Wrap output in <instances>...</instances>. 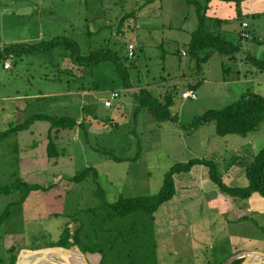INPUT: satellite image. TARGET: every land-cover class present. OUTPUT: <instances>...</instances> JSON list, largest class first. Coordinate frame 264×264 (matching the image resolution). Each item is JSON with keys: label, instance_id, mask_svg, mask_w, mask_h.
Masks as SVG:
<instances>
[{"label": "rangeland", "instance_id": "rangeland-1", "mask_svg": "<svg viewBox=\"0 0 264 264\" xmlns=\"http://www.w3.org/2000/svg\"><path fill=\"white\" fill-rule=\"evenodd\" d=\"M215 3L226 9L208 10L212 18L227 19L224 17L233 10L237 13V8L238 16L243 17L240 21L232 17L222 25L230 33L228 38L241 45L237 62L215 53L198 65L188 55L187 39L190 42L198 20L194 7L184 0L174 6L167 0L150 4L144 0H0L1 46L38 44L60 37L76 42L82 53H114L128 67L135 90L150 86L147 89L159 100L173 93L170 109L178 117V122H158L146 108L140 109L137 94L122 84L110 61L82 72L86 82L74 81L92 85L96 76L101 94L94 106L82 104V98L73 95H40L28 97L38 103L23 111L25 105L15 98L17 94L49 91L58 84L49 78L61 76L60 71L70 76L80 73L67 59L71 49L65 45L38 54L21 53L13 57L8 70L1 63L0 79L6 81L0 84V133L37 114L74 117L81 124L73 131L61 132L55 140L59 156L50 160L46 155L48 120H37L0 142V189L18 185V180L41 188L26 197L19 189L0 192V217L6 212L0 219V264L24 250L59 246L65 227L75 232L80 225L81 251L90 264H224L226 251L222 247L227 237L238 241L242 249L261 244L258 251L264 252V229L246 225L245 233L255 235L253 240L234 234L229 222L238 215L224 207L220 189H210L213 181L209 176L194 168L173 175L176 194L153 218L139 213L105 221L103 212L93 210L101 205L95 194L97 182L107 201L150 196L161 189L175 164L214 159L222 171L240 152L264 143L253 139L257 133L219 136L213 122L194 131L188 129L196 116L223 109L243 95L264 97V81L258 78L264 77V72L244 61L249 52L264 58V44L258 42L264 41V0ZM130 45L134 47L132 57ZM190 89L195 98L183 96ZM113 93L118 96L111 100ZM106 100L111 101L109 107L104 105ZM90 167L97 170L96 179L94 172L77 179ZM249 219L253 222L254 216ZM73 256V261L81 264L80 256L75 252ZM51 261L62 264L55 255L36 256L31 264Z\"/></svg>", "mask_w": 264, "mask_h": 264}, {"label": "trees", "instance_id": "trees-1", "mask_svg": "<svg viewBox=\"0 0 264 264\" xmlns=\"http://www.w3.org/2000/svg\"><path fill=\"white\" fill-rule=\"evenodd\" d=\"M154 1L156 0H144V3L150 4ZM184 1L188 5L194 7L198 20V27L192 33L190 42L187 45L188 55L195 59L198 65L207 62L215 53H218L222 57H227V59L231 62H237V57L241 54V45L228 38V36H230L228 31L222 30L223 23H228L231 20L220 19L217 17L212 18L208 15V10L213 8L217 0H206L204 3L199 0ZM232 1H236L237 3L240 2V0ZM238 14L239 10L237 8L235 19L240 21L243 17H239ZM239 37L240 39L243 38L240 34ZM258 42L264 44V41ZM65 45H67V47ZM59 47H66L67 50L71 49V53L69 55L70 57H68V59H70L75 66L83 68L84 71H91V69L95 68L102 62H113L122 84L126 88H132L133 85L129 80L128 67L119 59V56L114 53L110 54L106 50L82 53L76 42L72 40H65V38L60 37L31 45L30 43L20 45L14 44L9 46L0 45V64L4 63L10 56L13 58L15 55L31 52L38 54L40 51L45 49L53 50L54 48L57 49ZM244 61L253 65L258 71L264 72V58L260 59L249 52L245 54ZM68 70L72 72V70ZM191 87L194 88L195 85ZM135 94H137V97L140 100L139 108H146L156 121L178 122L177 115L172 113L170 109L173 105L175 97L173 93H166L161 100L154 97L151 92L146 89L138 90ZM37 120H48L50 123V127L47 132L49 142L47 143L46 155L49 160L57 158L59 156V150L55 140L61 136L62 131H73V129L77 126V120L74 117L56 118L43 114H37L28 118L21 124L12 126L1 132L0 142L13 134L20 132L21 130L23 131L27 129L30 124ZM212 122L215 124L216 134L219 136H247L248 134L255 132V130H257L264 122V97L258 94L243 95L239 100L223 107V109H212L196 116L193 122L188 125V129L194 131L200 126L210 124ZM110 155L114 160H121L120 157L113 154ZM197 165L207 168L208 176L211 181H213L214 186L220 189L221 192L225 193L228 197L247 199L255 192L264 197V147H262L253 156L251 162L246 167V178L248 180V184H246L245 187L227 186L222 179L219 163L216 160L197 158L189 160L188 163L175 164L166 175L161 189L156 194L150 196L145 195L128 198L120 196L116 201H107L104 197V191L101 189L102 187L98 185L97 182L95 194L100 198L101 205L97 206V208L93 210L95 211L97 209L103 212L105 221H113L118 218H125L126 216L139 213L150 215L151 218H153V214L159 209V207L171 200L176 194L173 175L182 172L188 173ZM92 172H94V178L96 179L98 176L97 170L91 167L85 169L81 172V174L77 175V179L83 180ZM18 189L23 192L24 197H26L32 190L34 191L41 188H39L38 185L26 184L18 180V185L6 186L3 189H0V192L9 193L10 191H17ZM4 215L1 216L0 219L4 218ZM81 228L82 226L80 225L75 229V232H72L68 229V227H65L62 232L63 240L57 245L66 248H70L75 245L80 247L82 242L79 238ZM12 250L14 251V249ZM16 259L17 257L14 255L6 264H14ZM242 261L243 259H237L231 264H239ZM100 264H103V262Z\"/></svg>", "mask_w": 264, "mask_h": 264}, {"label": "crops", "instance_id": "crops-1", "mask_svg": "<svg viewBox=\"0 0 264 264\" xmlns=\"http://www.w3.org/2000/svg\"><path fill=\"white\" fill-rule=\"evenodd\" d=\"M176 1H181V0H167V3L171 2V4H169V5L174 6L176 4ZM213 8L225 10L226 6H224V4H216L215 3ZM241 11H242V9H241ZM218 12H220V11H218ZM247 14H249V13H247ZM217 15H219V14H217ZM232 17H236L235 10H233L229 14V16L224 17V18H227L228 20H232ZM233 19H235V18H233ZM243 24L246 25V22L243 21ZM222 30H225V29H222ZM225 31H227V30H225ZM188 40L189 39H187L186 45L189 43ZM64 64L66 65V63H64ZM10 69H11V67H10ZM67 69H69V68L67 67ZM79 69H80V73L77 72L75 74V76H70L67 73H65L63 70V71H60V72H62L61 76H55V78H49L53 82H58V84H53V86H51L48 89L49 91H42L40 89H36L35 92L23 91L22 94L19 93L21 95L17 94L15 96V98H17L18 101H20V103H23L25 105L23 111L28 110L27 106L29 107V109H31V106L33 104L38 103L37 100H33V98L30 101L29 100L30 98H28V97H35V96H40V95L41 96H48V97L60 96L61 98L62 97L65 98V97H68L70 95H73V96L81 97L82 98L81 100L83 102L82 104H92L94 106V104L96 103V96L98 94H101L100 93L101 92L100 83L96 79V76H94L95 78L91 80L92 85H90V84L87 85V83H84V82L83 83H75L74 82L75 80L85 81V76H82L83 75L82 72H84V70H83V68H80V67H79ZM6 70H8V69H6ZM64 74H67V76H64ZM44 77H46V79H48L47 76H44ZM258 78H260L261 80L264 81V77H262V78L258 77ZM5 81H6V79H0V84L4 83ZM188 86H194V84L188 83ZM87 88H88V90H87ZM135 88L136 87L132 86V88H129V89L131 91H134L133 93H135L136 91H138V90H135ZM147 88L149 89L151 87L150 86H147L146 88L140 87L139 90H142V89L148 90ZM54 89H56V91H58V92H56V93L52 92V90H54ZM18 91L20 92V90H18ZM148 91H150V90H148ZM190 91H192V90L190 89ZM61 98H58V99H61ZM49 100H50V98H49ZM93 102H95V103H93ZM20 109H22V108L20 107L18 110H20ZM81 110H83L82 106H81ZM93 110H94V108H90L89 111H91L93 113L94 112ZM76 120L78 122V118H76ZM80 124L81 123L78 122L76 127H79ZM262 127H264V122L259 126L258 129H260V130L257 129L258 131L255 130V132H253V133H257L255 136L257 138H253V139H257L258 141L264 140V130L262 129ZM73 130H75V129H73ZM261 132H263V133H261ZM262 147H264V143L257 145V147L255 149H253L249 152L248 151H242L239 153V155L237 157H233L236 159H232V161L229 163V166L227 165L228 163L224 165V169H222L221 174H222V179L225 182V184H227V186L245 187L246 184H248V180L246 178V167L251 162L253 156ZM193 168L195 169V171H199V172L201 171V173L208 175L207 168H205L204 166L197 165ZM192 169H191V171H194ZM199 183H200V180H199ZM208 186H210V189H214V190L216 189L215 191H219L218 188L216 186H214V184L213 185L211 184ZM220 193L221 194L219 197H220L224 207L231 209L233 212H235L238 215L237 217L230 219L231 221L229 223H230V225H233L232 226L233 228H231L232 232L234 234H239L242 238L245 237L249 240H253V238H255V235L246 234L245 233L246 232L245 227H247L246 225L249 224L252 227L257 226L258 229H259V227L261 229H264V197L260 196L256 192L252 193L251 196L247 199L231 198V197H228L223 192H220ZM249 216H254L253 222H252L253 219L250 220ZM256 235H258L257 232H256ZM237 242L238 241H236V243H235L234 240L229 239V237H227L223 240L224 246L222 247V250L226 251V253H223V254H225L224 257L226 259L224 264H231L232 262H234L237 259H243L244 254L248 251L260 250L259 247L261 246V244H259L257 247H255L253 249H246V248L242 249L238 246ZM203 243L200 241V244H203ZM197 256H198V254H197Z\"/></svg>", "mask_w": 264, "mask_h": 264}, {"label": "water", "instance_id": "water-1", "mask_svg": "<svg viewBox=\"0 0 264 264\" xmlns=\"http://www.w3.org/2000/svg\"><path fill=\"white\" fill-rule=\"evenodd\" d=\"M75 251L70 247L53 246L48 248H41L33 250H24L17 256L14 264H31L34 257L39 255H55L58 257L62 264H75L73 262V252L78 254L81 258V264H90L86 255L81 251L78 245L74 246ZM257 258V259H255ZM255 259V260H254ZM52 264H59L56 261H51ZM239 264H264V252L261 251H249L243 256V261Z\"/></svg>", "mask_w": 264, "mask_h": 264}, {"label": "built area", "instance_id": "built-area-1", "mask_svg": "<svg viewBox=\"0 0 264 264\" xmlns=\"http://www.w3.org/2000/svg\"><path fill=\"white\" fill-rule=\"evenodd\" d=\"M128 49H129V56L132 57L133 54H134V51H133L134 50V47H133V45H130V47ZM12 59H13L12 56H10L8 59H6V61L4 62V68L5 69H10V67H11V60ZM117 96H118L117 93H113L111 95V100H113ZM183 96L185 98H187V97L195 98V94H194L193 91H186V92L183 93ZM104 105L107 106V107H109L111 105V101L106 100L104 102Z\"/></svg>", "mask_w": 264, "mask_h": 264}, {"label": "bare ground", "instance_id": "bare-ground-1", "mask_svg": "<svg viewBox=\"0 0 264 264\" xmlns=\"http://www.w3.org/2000/svg\"><path fill=\"white\" fill-rule=\"evenodd\" d=\"M255 259H257V258H255ZM255 259H254V260H255ZM73 262H74V261H73ZM74 263H75V262H74ZM75 264H76V263H75Z\"/></svg>", "mask_w": 264, "mask_h": 264}, {"label": "clouds", "instance_id": "clouds-1", "mask_svg": "<svg viewBox=\"0 0 264 264\" xmlns=\"http://www.w3.org/2000/svg\"><path fill=\"white\" fill-rule=\"evenodd\" d=\"M3 66H4V63H3Z\"/></svg>", "mask_w": 264, "mask_h": 264}]
</instances>
